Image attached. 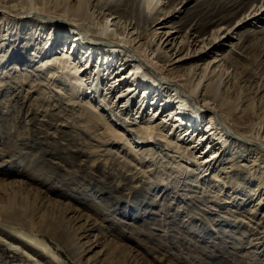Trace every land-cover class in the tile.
Segmentation results:
<instances>
[{
	"label": "rangeland",
	"instance_id": "374dc122",
	"mask_svg": "<svg viewBox=\"0 0 264 264\" xmlns=\"http://www.w3.org/2000/svg\"><path fill=\"white\" fill-rule=\"evenodd\" d=\"M9 1L5 0L0 6L10 14L45 4L47 10L50 9L47 15L79 22L82 29H77L76 33L82 31L89 39H93L90 34L96 31V34H102L103 31L115 37L124 30L126 22H134V12L122 5L123 0ZM257 1L188 0L185 4L175 0L173 5L182 12L176 14L178 17L169 24L181 27L179 41L189 32L206 37L221 26L234 27L236 21ZM32 17L35 19L11 20L0 14V103L6 105L5 109H0V217L4 219L0 220L2 237L9 241L17 239L19 231L38 238L57 256V259L54 258L55 264H89L94 256L102 258L99 264H264V200L258 205V191L254 184L256 180L243 183L239 174L228 175L222 172L225 166L231 169L228 168L232 164L230 161L217 163L212 170L200 173L196 181L198 187H186L193 189V193L189 190L178 191L173 187L186 182L195 183V177L184 174L180 171L181 167L171 165L175 162L168 155L163 153L162 157L161 154L159 156L151 152L148 156L152 159L145 163L129 159L128 162L133 164L134 171L142 176L143 182L154 179V176L161 180L160 186L155 187L148 196L146 188H132L135 182L126 183L120 189L117 184L121 178L120 173L112 182L111 176L104 172V165L96 166L95 148L93 150L91 145L96 143L87 141L74 128V122L82 121V117L75 114V106L70 101L52 89L59 88L62 92L66 90L65 86L48 85L50 80L46 79L42 70H38L37 59L30 60L32 54L40 51L45 43L53 55L56 51L62 52V49L67 51L66 46H71L73 50L74 42L69 36L51 41L54 35L53 30H49L50 24L39 20L45 17ZM202 20L208 23L207 29L196 28V24ZM157 26L153 25L152 28ZM137 27L135 32L141 33L144 39L150 38V26L141 23ZM236 31L240 33L238 38H243L239 42L238 39L233 40V43L240 45L236 52L230 53L228 47L213 50L215 53L219 50L227 57L222 68L215 70L216 77L209 87L210 94L217 101L229 102L230 107L226 110L240 129L252 128V131H257L264 117V16L243 30ZM13 48L17 53L10 58ZM83 54L79 48L73 58L77 56L82 61ZM104 54L105 51L103 55L92 58L91 62L96 67L103 66L105 70ZM212 55L211 52L186 67L200 64L203 68ZM111 63L107 62L106 65L111 66ZM114 68L115 64L111 69ZM127 70L125 67L124 73ZM183 71L186 75L190 74L189 69ZM104 73L106 75L99 82L100 98L95 100L86 96L80 97L79 101L83 98V103L103 108V115L114 123L115 115H110L109 110L113 103L108 102L110 96H105L104 91L108 83L107 71ZM128 79L124 82L128 83ZM149 102L154 101L149 99ZM131 106L134 109L136 101L131 102ZM150 107L149 112L152 111ZM243 113H248L244 123L240 118ZM118 117L131 122L137 115L121 114ZM193 120L195 118L185 123L195 122ZM174 128L169 131V135L181 145L180 132ZM64 146L68 151L63 150ZM231 146L229 153L240 150L235 145ZM104 147L108 149L103 150H110L105 151V154L114 155V148ZM148 147L154 151L163 149L162 144L147 145L143 149ZM203 150L205 153L209 151L207 145ZM245 155L237 164L243 168L241 176L264 171L261 154ZM190 162V159H185L182 164L189 165ZM106 166L111 167L109 163ZM215 177L228 181L227 187H231V182L237 180L236 192L230 188L221 187L220 190ZM122 191L123 195L119 199L109 200L110 194ZM97 192L100 195L99 201L93 198ZM207 192L220 196L225 203L218 205L208 202L211 197L202 195ZM254 193L256 195L251 197ZM131 196H138V200L133 201ZM144 197L146 202L140 203ZM234 199L235 202L230 204ZM87 225L91 227V237H97L101 243L89 254L80 251L81 246L83 248L87 245L88 237H82ZM253 231L257 234L250 235ZM71 254L76 255L79 263L70 258ZM10 255L7 246L0 243V257ZM130 256H133V262Z\"/></svg>",
	"mask_w": 264,
	"mask_h": 264
},
{
	"label": "bare ground",
	"instance_id": "6f19581e",
	"mask_svg": "<svg viewBox=\"0 0 264 264\" xmlns=\"http://www.w3.org/2000/svg\"><path fill=\"white\" fill-rule=\"evenodd\" d=\"M174 1L175 0H169L168 2H165V0H123L122 5L126 8H131L134 12V22L132 23V21H130L128 24L126 22L123 28L124 30L121 32L117 30L118 35L115 37L111 36L110 33V36H108L106 32L103 31L102 34L101 32L100 34H96V31L90 34V37H93V39L87 38L81 30L82 34L81 32L76 33L77 29H82L81 25L78 24L79 22L75 23L71 20L67 21L62 17H50L47 15L50 14L48 13L50 9L47 10L44 3V7L42 5V7L34 6L28 8V10L16 12L15 14L5 12L0 6V14L11 20L34 18L32 16L45 17L43 20L41 18H39V20L50 24L49 30H53L52 34L54 35L53 38H50L51 41L59 40L64 36H69L73 40L75 46L73 50L70 49V46L67 48V51L62 49V52L56 51L53 55H51L52 53L50 54L48 47L46 48L47 43H45V46L40 51L32 54L33 58H30V60L35 61L37 59L39 63L38 70H42L46 79L50 80L48 85L57 87V85L61 84L65 86L64 88H66V90H62L64 94L59 88L52 87V89L57 90L56 92H59L61 96L75 106V114H79L83 120L74 122V128H76L87 141L92 140L96 143V145L91 143V145H93L92 149L94 150L95 148L94 156H96V166L99 164L104 165V172L107 176H111L112 182L115 180L118 173L121 174V178L118 177L119 180L117 182L120 189H122L126 183L135 182L136 185L132 186V188L137 190L146 188V194L148 196L151 195L154 189L160 186L161 180L159 181L157 176H154V179L143 182L142 176L137 174V172L134 171L133 164L128 162L129 159L137 163L148 162L152 159V157L148 156L151 152H155L159 154V156L161 154L162 157H164L162 155L163 153L164 155H168L172 161L175 162V164L171 165L179 166L182 168L180 171L184 172V174L194 176L195 183L200 173L208 172L214 168L215 164L217 165V163L228 160L230 164L232 163L230 167L228 166V168L231 169H226L227 166H225L222 172H227L228 175L229 173L233 175L239 174L240 181L242 180L243 183L245 181L256 180L254 184L256 186V191H258L256 199L259 200V205L264 200V171L254 170L255 172H251L246 176H241L240 174H242L241 171H243V168L239 167L237 164L244 154H246L245 156H249L256 153L261 154V158L264 162V117L261 118L260 126L257 131H252V128L248 129L246 127L245 130L240 129L238 127L239 125H235L232 117H230L229 111L226 110L230 107L228 104L229 102L213 99L209 87L212 80L216 77V68L219 67V69H221L223 61L227 57L224 53H220L219 50H216V53L213 52V50L219 47H228L230 48V53L236 52L240 45L233 43V40L238 39L239 42L242 41L243 38H238L240 33L238 31L235 32V30H243L247 25L252 24L256 20L263 19L264 0H258L253 4L251 9L236 21L234 27L221 26L212 30L206 37L189 32L186 36H182L180 41L181 27L169 24L182 12L175 4L173 5ZM4 2L5 0H0V5H3ZM187 2L188 0H181L180 3L186 4ZM141 4L143 7H141ZM166 4H170L168 9ZM15 6L16 5H14V7ZM22 7L20 9H23ZM77 10L76 8V11ZM54 11L55 10H53V12ZM74 14L75 13H73V15ZM176 14L178 15L176 16ZM141 23H145L151 27L148 33V36L151 35L150 38L147 37L144 39L141 33L138 31L135 32L136 27ZM132 24L133 26L129 29V26ZM153 25L158 26L153 29ZM207 27L208 23L203 20L196 24V28L207 29ZM159 29L163 30L159 31ZM112 35H114V33ZM79 48L81 52L84 53L82 61L78 60L77 56L73 58L75 54L77 55ZM186 50L187 52L184 53ZM104 51L106 52V54H104V56H106L105 62L111 63L113 61L111 64H115L114 69H111L112 65H106L105 63L106 69L104 70L102 68L103 66L96 67L93 65V62H91L92 58L94 59L96 58L95 56L103 55ZM211 52L213 55L211 59L205 63L203 68L200 64L186 67L188 64L202 60L204 56H207ZM16 53L17 50L13 48L10 58L15 56ZM125 67L126 69L128 68V70L124 73ZM185 69H189V75H186L185 71H183ZM105 71H107L106 78L108 79V83L104 91L105 96H110L109 99L106 97L108 102L113 103L112 106L109 107V110L110 115L111 113L115 115L114 119L116 121L114 123L111 122V119L109 120L107 116L103 115V112H101L103 108L98 109L91 104L83 103V98H86V96H91V99L100 98L99 82L101 78L104 77ZM114 71L116 72L114 73ZM121 72L123 73L121 74ZM119 73L120 75H117ZM127 77H129L128 83H125L124 80L127 79ZM7 89L8 88H5V90ZM151 95H154L153 98ZM80 97L83 98L79 101ZM149 99L154 102H149ZM133 101H136V107L134 106V109L133 106H131V102ZM160 103L161 106L159 107ZM162 106L166 109L165 111H163ZM5 107L6 105L0 103V109H5ZM149 107L152 110L150 112L148 111ZM131 113L132 115H137V118L133 119L131 122L125 120V118L118 117L121 116V114L129 115ZM247 114L243 113L240 117L242 123H244V118H246ZM193 118H195V120H193L195 122L192 123L189 121L191 123H185L186 120H192ZM137 119H139V121ZM117 121L119 122L118 124L116 123ZM173 127H175L174 130L176 132H180L179 138L181 137V145L178 144V142H174L169 135V131L173 129ZM151 144L155 146H160L162 144L163 149L160 148L159 151L155 148L156 151H154L149 147L143 149L145 146ZM203 145H207L209 149L206 153L203 150ZM231 145L240 148L239 151H241V153H239V151L236 153L235 150V152L229 153ZM104 146L114 148L116 150L114 155L108 156L105 154V151L110 150H103L108 149ZM63 150L68 151L66 146L63 147ZM99 151L102 154H100ZM203 153H205L204 156H202ZM184 158L186 160H191L189 163L191 167L182 164L185 160ZM108 163L111 167L106 166ZM150 164H152V162ZM197 170H199L198 173ZM225 176L227 177V175ZM214 180L220 190L222 187L233 189L234 193L236 192L237 180L236 182H231V187H227L228 181H225L223 178L218 179L215 177ZM195 183L186 182L181 185H173V187L178 191L189 190L193 192V189H187L186 187L192 185L198 187V183ZM107 185L111 186L109 183H107ZM98 194V192L95 193V197L93 198H97L96 200L99 201L100 195ZM122 195L123 191L117 194L113 192L110 194L109 200H117ZM202 195L211 197V200L208 202L218 205L223 202L225 203L220 196L213 195L210 192L202 193ZM255 195L254 193L251 197ZM131 199L136 201L138 200V196H131ZM142 200L140 203L146 202L145 197ZM234 202L235 199L230 204ZM1 219L4 220L0 217V220ZM90 230V225H87L82 234L83 238L88 237L86 241L87 245L83 248L81 246L80 248L81 252H87V254L101 246L97 237H91L89 233ZM17 233L19 234L18 237L15 235L17 239L13 238L10 241L0 234V243L6 245L12 255L0 257V264H55L54 258L57 259V256L55 257L54 253H52L51 249L45 245V243L23 232L17 231ZM252 234L254 235L257 233L253 231L250 235ZM70 256L75 262L79 263L76 255L71 254ZM130 258L133 262V256H130ZM101 260V257L94 256L89 264H99ZM56 261L59 262V260Z\"/></svg>",
	"mask_w": 264,
	"mask_h": 264
}]
</instances>
